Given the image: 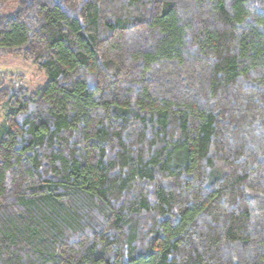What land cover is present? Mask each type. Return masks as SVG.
<instances>
[{"label": "trees", "instance_id": "1", "mask_svg": "<svg viewBox=\"0 0 264 264\" xmlns=\"http://www.w3.org/2000/svg\"><path fill=\"white\" fill-rule=\"evenodd\" d=\"M3 55L0 264H264V0H0Z\"/></svg>", "mask_w": 264, "mask_h": 264}, {"label": "rangeland", "instance_id": "2", "mask_svg": "<svg viewBox=\"0 0 264 264\" xmlns=\"http://www.w3.org/2000/svg\"><path fill=\"white\" fill-rule=\"evenodd\" d=\"M47 80V75L39 71L31 60L25 61L20 55L0 56V83L10 92L20 86L30 89L44 86ZM10 110L7 102H0V127L6 122Z\"/></svg>", "mask_w": 264, "mask_h": 264}]
</instances>
